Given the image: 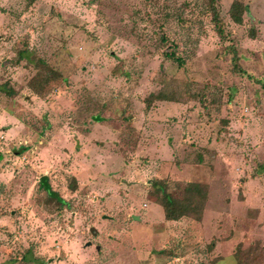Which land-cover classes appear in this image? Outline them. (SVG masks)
Returning <instances> with one entry per match:
<instances>
[{
    "label": "rangeland",
    "instance_id": "1",
    "mask_svg": "<svg viewBox=\"0 0 264 264\" xmlns=\"http://www.w3.org/2000/svg\"><path fill=\"white\" fill-rule=\"evenodd\" d=\"M215 1L222 37L205 0H0V264L264 250V0ZM157 181L205 185L201 220Z\"/></svg>",
    "mask_w": 264,
    "mask_h": 264
},
{
    "label": "trees",
    "instance_id": "2",
    "mask_svg": "<svg viewBox=\"0 0 264 264\" xmlns=\"http://www.w3.org/2000/svg\"><path fill=\"white\" fill-rule=\"evenodd\" d=\"M206 9L212 16V20L215 23V28L217 33L222 37L223 28L222 22L219 17V13L216 7L215 0H205ZM247 7L243 5L240 0H234L229 8V16L231 20L240 25L242 23L243 15L246 12ZM164 42V39H162ZM165 56L173 59L174 62L181 64L179 58L175 57L173 52L166 53ZM75 185V179H73ZM39 184L44 192L49 197L57 198L58 201L63 204L64 201L59 198L56 192L52 190L48 183V178L42 176L40 178ZM155 192L157 193L159 202L162 206L165 220L167 221H177L181 218H191L200 221L203 215L204 206L207 201V188L203 184L199 183H186L182 188V196L176 197L173 195H168L164 193L165 183L162 181H157L155 183ZM161 193L164 196L161 197ZM236 264H264V250L255 246L254 249L248 248L247 250L241 251L239 246H237V252L235 254Z\"/></svg>",
    "mask_w": 264,
    "mask_h": 264
},
{
    "label": "water",
    "instance_id": "3",
    "mask_svg": "<svg viewBox=\"0 0 264 264\" xmlns=\"http://www.w3.org/2000/svg\"><path fill=\"white\" fill-rule=\"evenodd\" d=\"M135 219H137V218H135ZM93 231V230H92Z\"/></svg>",
    "mask_w": 264,
    "mask_h": 264
}]
</instances>
